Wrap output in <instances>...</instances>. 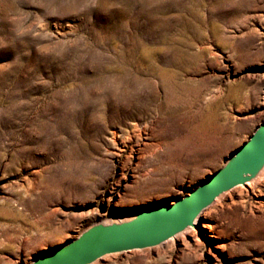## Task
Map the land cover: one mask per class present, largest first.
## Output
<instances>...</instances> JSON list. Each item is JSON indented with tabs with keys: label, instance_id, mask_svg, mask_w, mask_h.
<instances>
[{
	"label": "rangeland",
	"instance_id": "rangeland-1",
	"mask_svg": "<svg viewBox=\"0 0 264 264\" xmlns=\"http://www.w3.org/2000/svg\"><path fill=\"white\" fill-rule=\"evenodd\" d=\"M263 123L264 0H0V264L172 204ZM198 219L96 264H264V180Z\"/></svg>",
	"mask_w": 264,
	"mask_h": 264
},
{
	"label": "water",
	"instance_id": "water-1",
	"mask_svg": "<svg viewBox=\"0 0 264 264\" xmlns=\"http://www.w3.org/2000/svg\"><path fill=\"white\" fill-rule=\"evenodd\" d=\"M264 167V123L225 161L186 195L172 204L111 217L87 228L66 244L52 248L30 264H91L103 256L158 246L194 226L216 198L254 178Z\"/></svg>",
	"mask_w": 264,
	"mask_h": 264
},
{
	"label": "bare ground",
	"instance_id": "bare-ground-1",
	"mask_svg": "<svg viewBox=\"0 0 264 264\" xmlns=\"http://www.w3.org/2000/svg\"><path fill=\"white\" fill-rule=\"evenodd\" d=\"M262 180H264V167L263 169L254 177L252 178L251 180L247 181L246 183L242 184V185H238L236 187H234L233 189H231L230 191L220 195L218 198L215 199V201L213 202L212 205H210L209 207H207L205 210H203V212L201 213V217L202 216H205V212L210 209L211 207H213L214 205H216L217 203L221 202L222 200H224L230 193L232 190H235V189H238V188H248L250 186H256L259 182H261ZM120 219H123V217H118ZM107 221V220H106ZM199 219L197 218L195 221H194V226L192 227H188L186 230H184L183 232L177 234L176 236H174L173 238H170L169 240L166 241L167 242H175V241H178L179 239L185 237L186 235L188 234H192V233H195L198 226H199ZM201 222V221H200ZM202 226L203 223H201ZM123 253V252H122ZM122 253H115V254H109V255H106V256H103L101 257L100 259H97L96 261H94L93 263L91 264H96L97 262H99L100 260L106 258V257H109V256H115V255H119V254H122Z\"/></svg>",
	"mask_w": 264,
	"mask_h": 264
}]
</instances>
